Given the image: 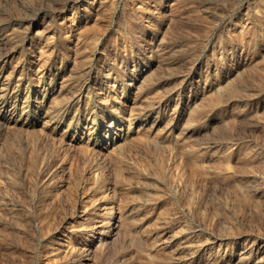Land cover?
I'll list each match as a JSON object with an SVG mask.
<instances>
[{"label":"rangeland","instance_id":"rangeland-1","mask_svg":"<svg viewBox=\"0 0 264 264\" xmlns=\"http://www.w3.org/2000/svg\"><path fill=\"white\" fill-rule=\"evenodd\" d=\"M0 97V264H264V0H0Z\"/></svg>","mask_w":264,"mask_h":264},{"label":"bare ground","instance_id":"bare-ground-1","mask_svg":"<svg viewBox=\"0 0 264 264\" xmlns=\"http://www.w3.org/2000/svg\"><path fill=\"white\" fill-rule=\"evenodd\" d=\"M206 1V0H205ZM86 2H87V0H86ZM21 4V3H20ZM211 20V19H210ZM170 28V27H169ZM98 52V51H97ZM7 84V83H6ZM38 85V84H37ZM232 86V85H231ZM236 86V85H235ZM9 88V87H8ZM236 89V88H235ZM230 91V90H229ZM235 91V90H234ZM231 92V91H230ZM1 98V97H0ZM140 106V105H139ZM254 118V117H253ZM233 119V118H232ZM245 120V119H244ZM247 120V119H246ZM249 120H251V119H249ZM234 121V120H233ZM263 121V120H262ZM97 122V121H96ZM237 122V121H236ZM240 123V122H239ZM257 123V122H256ZM245 125V124H244ZM195 126V125H194ZM222 127V126H221ZM256 127H257V125H256ZM116 128V127H115ZM217 128V127H216ZM189 129V128H188ZM214 129V128H213ZM220 129V128H219ZM238 129V128H237ZM171 130V129H170ZM243 129H241V131H242ZM222 131V130H221ZM248 131V130H247ZM244 132V131H243ZM5 133V132H4ZM25 133V132H24ZM212 133V132H211ZM222 133V132H221ZM237 133V132H236ZM23 134V133H22ZM201 134V133H200ZM213 134V133H212ZM211 134V135H212ZM205 135V134H204ZM239 135V134H238ZM242 135V134H241ZM243 135H244V133H243ZM202 136V135H201ZM205 137V136H204ZM224 137V136H223ZM229 139V138H228ZM160 140V139H159ZM182 140V139H181ZM75 141V140H74ZM87 142V141H86ZM123 142V141H122ZM126 142V141H125ZM156 142H158V141H156ZM155 142V143H156ZM168 143V142H167ZM137 145V144H136ZM160 145V144H159ZM164 145V144H163ZM74 146V145H73ZM167 146H169V145H167ZM173 147V146H172ZM175 147V146H174ZM66 148V147H65ZM73 148V147H72ZM3 149V148H2ZM31 149V148H30ZM89 149V148H88ZM91 149V148H90ZM175 150V149H174ZM177 150V149H176ZM174 152V151H173ZM91 153V152H90ZM100 153V152H99ZM112 153V152H111ZM250 153V152H249ZM248 153V154H249ZM81 154V153H80ZM93 154V153H92ZM91 154V155H92ZM95 154V153H94ZM251 154V153H250ZM242 155V154H241ZM247 155V154H246ZM97 156V155H96ZM223 156V155H222ZM15 157V156H14ZM95 157V156H94ZM224 157V156H223ZM100 158V157H99ZM108 158V157H107ZM246 158V157H245ZM244 158V159H245ZM122 159V158H121ZM261 159V158H260ZM51 161V160H50ZM258 161V160H257ZM247 162H249V161H247ZM244 163V162H243ZM260 163H261V161H260ZM259 164V163H258ZM27 165V164H26ZM224 165H226V164H224ZM10 166V165H9ZM143 167V166H142ZM178 167V166H177ZM200 167V166H199ZM244 167V166H243ZM129 168V167H128ZM74 169V168H73ZM139 169V168H138ZM141 169V168H140ZM139 169V170H140ZM5 170V169H4ZM143 171H142V173L139 175V177H138V179H140L141 180V178H142V175H143V173H145L146 172V170L145 169H142ZM160 170V169H159ZM166 170V169H165ZM31 171V170H30ZM73 171V170H72ZM138 171V170H137ZM161 171V170H160ZM83 172V171H82ZM148 172V171H147ZM66 173V172H65ZM259 173V172H258ZM263 173V172H262ZM139 174V173H138ZM151 174V173H150ZM159 174V173H158ZM120 175V174H119ZM149 175V174H148ZM160 175V174H159ZM168 176V175H167ZM244 176V175H243ZM79 177V176H78ZM77 177V178H78ZM242 177V176H241ZM60 178V177H59ZM98 178V177H97ZM160 178H162V177H160ZM178 178V177H177ZM65 179H66V177H65ZM166 179V178H165ZM79 180V179H78ZM158 180V179H157ZM57 181V180H56ZM134 181V180H133ZM160 181V180H159ZM169 181V180H168ZM17 183V182H16ZM73 183V182H72ZM141 183V182H140ZM147 184V183H146ZM166 184V183H165ZM248 184V183H247ZM70 185V184H69ZM102 185V184H101ZM57 186V185H56ZM78 186V185H77ZM154 186H156V185H154ZM242 186H243V184H242ZM148 187V186H147ZM69 188V187H68ZM128 188V187H127ZM158 188V187H157ZM236 188V190H237V186L235 187ZM9 189V188H8ZM40 189V188H39ZM87 189V188H86ZM162 189V188H161ZM165 189V188H164ZM232 189V188H231ZM62 190V189H61ZM67 190V189H66ZM156 190V189H155ZM191 190V189H190ZM235 190V191H236ZM86 191V190H85ZM121 191V190H120ZM196 191V190H195ZM110 192V191H109ZM147 192V191H146ZM146 192H144V194L146 193ZM232 192V191H231ZM233 192H234V190H233ZM238 192V191H237ZM70 193V192H69ZM172 193V192H171ZM190 193V192H189ZM189 193H187V194H189ZM236 193V192H235ZM76 194V193H75ZM191 194V193H190ZM249 194H250V192H249ZM147 194H145V196H146ZM156 195V194H155ZM154 195V196H155ZM194 195V194H193ZM16 196V195H15ZM82 196V195H81ZM147 196H149V195H147ZM159 196V195H158ZM191 196V195H190ZM101 197V196H100ZM177 197H180V196H177ZM234 197V196H233ZM59 198V197H58ZM84 198H85V196H84ZM160 198H163V197H160ZM184 198V197H183ZM7 199V198H6ZM72 199V198H71ZM91 199V198H90ZM145 199H147V197H145ZM149 199V198H148ZM187 199V198H186ZM70 200V199H69ZM89 200V199H88ZM94 200V199H93ZM179 200V199H178ZM183 200H185V199H183ZM195 200V199H194ZM203 200V199H202ZM245 200V199H244ZM8 201V200H7ZM19 201V200H18ZM186 201V200H185ZM243 201V200H242ZM59 202V201H58ZM147 202V201H146ZM182 202V201H181ZM67 203V202H66ZM90 203V202H89ZM186 203V202H185ZM189 203V202H188ZM187 203V204H188ZM74 204V203H73ZM170 204V203H169ZM192 204H194L193 202H192ZM81 205V204H80ZM180 205V204H179ZM186 205V204H185ZM189 205V204H188ZM6 208V207H5ZM16 209V208H15ZM49 210V209H48ZM91 210H92V208H91ZM176 210V209H175ZM47 211V210H46ZM32 212V211H31ZM62 212V211H61ZM85 212V211H84ZM52 213V212H51ZM106 213V212H105ZM48 214V213H47ZM188 214V213H187ZM56 215V214H55ZM106 216L104 217V215H103V217H102V222H100L101 223V225L99 224V226L100 227H103V226H105L106 224L108 225V226H110V225H112V229H111V231L113 232V231H117V232H120L121 230V228H122V231L125 233L124 234V236L127 234L126 233V231L127 230H129V231H131V232H133V234L132 235H128L129 236V238H128V241H129V243L130 244H132V245H135L140 239L139 238H141L140 236H139V230H140V228H141V223L139 222V221H137V220H135V219H133V218H124L123 220H122V217H121V215H122V212L120 211V210H114V206L112 205V207H110L109 208V210L107 211V214H105ZM169 215V214H168ZM135 217V216H134ZM40 218V217H39ZM120 218H121V220H122V223H121V226H120V224H118L119 223V221H120ZM180 218V217H179ZM91 220V219H90ZM4 221V220H3ZM95 221V220H94ZM93 221V222H94ZM100 221V220H99ZM104 221V222H103ZM9 222V221H8ZM11 222V221H10ZM44 222H46V221H44ZM16 223V222H15ZM85 223V222H84ZM89 223V222H88ZM92 223V222H91ZM10 224V223H9ZM30 224V223H29ZM40 224V223H39ZM25 225V224H24ZM43 225V224H42ZM45 225V224H44ZM51 225H52V223H51ZM106 225V226H107ZM171 225V224H170ZM48 226V225H47ZM89 226V225H88ZM96 226V225H95ZM105 226V227H106ZM121 228H120V227ZM144 226V225H143ZM159 226V225H158ZM22 227V226H21ZM87 227V226H86ZM90 227V226H89ZM119 227V228H118ZM28 228V227H27ZM56 228V227H55ZM91 228H94V227H91ZM149 228H152V227H149ZM154 228V227H153ZM156 228V227H155ZM162 228V227H161ZM23 229V228H22ZM79 229V228H78ZM82 229V228H81ZM119 229V230H118ZM142 229V228H141ZM187 229V228H186ZM15 230V229H14ZM64 230V229H63ZM86 230V229H85ZM26 231H27V229H26ZM29 231H31V230H29ZM51 231V230H50ZM80 231V230H79ZM96 231V230H95ZM104 231V230H103ZM100 232H102V231H100ZM123 232H120V233H123ZM131 232H129V233H131ZM30 233V232H29ZM42 233H43V231H42ZM45 233H48V232H45ZM99 233V232H98ZM116 232H114V234H115ZM128 233V234H129ZM172 233H174V232H172ZM38 234H40V233H38ZM49 234H50V232H49ZM65 234V233H64ZM113 234V235H114ZM44 235V234H43ZM43 235H42V237H43ZM76 235V234H75ZM100 235L101 236H97L96 238H97V241H96V244L95 245H93V247L91 248V247H89L88 249H85L86 250V255L87 256H89L91 253H94V252H96L95 250L98 248V249H101V246H104V239L102 238V234L100 233ZM177 235V234H176ZM26 236V235H25ZM197 236V235H196ZM63 237V236H62ZM48 238V237H47ZM115 238V237H114ZM117 238V237H116ZM115 238V239H116ZM112 239V238H111ZM114 239V240H115ZM23 240V239H22ZM27 240V239H26ZM57 240V239H56ZM151 240V239H150ZM21 241V240H20ZM42 242V241H41ZM115 242V241H114ZM148 242V241H147ZM178 242V241H177ZM128 243V242H127ZM128 243V244H129ZM202 243V242H201ZM62 244V243H61ZM191 244V243H190ZM198 244H200V243H198ZM194 245H196V244H194ZM180 246V245H179ZM182 246V245H181ZM30 247V246H29ZM128 247V246H127ZM150 247V246H149ZM46 248H48L47 246H46ZM64 249V248H63ZM83 249V248H82ZM121 249V248H120ZM125 249V248H124ZM51 250V249H50ZM169 250H171V249H169ZM172 250H173V248H172ZM193 251V250H192ZM78 252V251H77ZM122 252V251H121ZM37 253V252H36ZM52 253V252H51ZM116 253V252H115ZM21 254V253H20ZM54 254V253H53ZM81 254V253H80ZM143 254V253H142ZM55 255V254H54ZM96 255H97V252H96ZM106 255V254H105ZM115 255V254H114ZM260 255V254H259ZM82 256V255H81ZM94 256V255H93ZM99 256V255H98ZM104 256V255H103ZM179 256V255H178ZM192 256V255H191ZM263 256V255H262ZM66 257V256H65ZM86 257V256H85ZM105 257H107V256H105ZM112 258V257H111ZM187 258V257H186ZM260 258V257H259ZM22 259V258H21ZM63 259V258H62ZM90 259L91 258H86L85 259V261L84 262H88V264H89V262H90ZM95 259V258H94ZM24 260V259H23ZM22 260V261H23ZM92 260V259H91ZM99 260V259H98ZM115 260V259H114ZM113 260V261H114ZM178 260V259H177ZM214 260V259H213ZM31 261V260H30ZM116 261H119V259H117ZM39 262V261H38ZM57 262H58V260H57ZM61 262V261H60ZM115 262V261H114ZM175 262V261H174ZM177 262V261H176ZM25 263V262H24ZM50 263V262H49ZM55 263H56V261H55ZM99 263V262H98ZM26 264V263H25ZM87 264V263H86ZM107 264V263H106Z\"/></svg>","mask_w":264,"mask_h":264}]
</instances>
